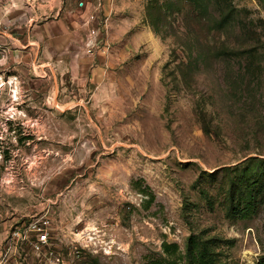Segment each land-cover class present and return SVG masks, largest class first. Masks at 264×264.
<instances>
[{
    "label": "rangeland",
    "instance_id": "1",
    "mask_svg": "<svg viewBox=\"0 0 264 264\" xmlns=\"http://www.w3.org/2000/svg\"><path fill=\"white\" fill-rule=\"evenodd\" d=\"M254 159L264 0H0V264H56L8 243L40 218L64 264H146L163 242L188 264L191 240L254 264Z\"/></svg>",
    "mask_w": 264,
    "mask_h": 264
},
{
    "label": "trees",
    "instance_id": "2",
    "mask_svg": "<svg viewBox=\"0 0 264 264\" xmlns=\"http://www.w3.org/2000/svg\"><path fill=\"white\" fill-rule=\"evenodd\" d=\"M228 14L223 18L225 19ZM252 161L251 159H249ZM257 162H264L260 159H254ZM252 171L248 172V166L243 170L241 174V179L245 183V195H242L243 203L246 207H250L252 204L253 198L255 197L254 191L255 186L257 184V178H251ZM256 175V174H255ZM142 179L133 181V186L137 187L141 193L147 195L149 197V201L154 199V194L150 190L148 186H145L143 189L139 188ZM162 252L167 256L159 259L149 260L146 264H180L179 259V247L176 243H166L162 244ZM186 254L188 255L189 262L188 264H216L212 257L210 256V252L206 246H201L199 248L198 244L191 240V243L187 247ZM254 264H264V258L255 262Z\"/></svg>",
    "mask_w": 264,
    "mask_h": 264
},
{
    "label": "built area",
    "instance_id": "3",
    "mask_svg": "<svg viewBox=\"0 0 264 264\" xmlns=\"http://www.w3.org/2000/svg\"><path fill=\"white\" fill-rule=\"evenodd\" d=\"M48 222L47 219L33 220L26 228L15 227L9 235L8 243L17 248H22L25 244H30V248L33 252L45 253L52 262L56 264H64L60 258L58 251L51 249L50 237L48 235ZM29 232L32 234L31 240H29Z\"/></svg>",
    "mask_w": 264,
    "mask_h": 264
}]
</instances>
